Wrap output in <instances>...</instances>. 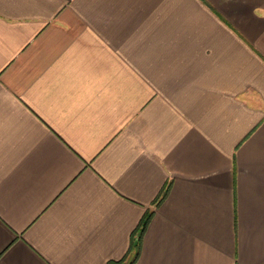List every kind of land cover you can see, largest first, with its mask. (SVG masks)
Segmentation results:
<instances>
[{
	"label": "crops",
	"instance_id": "0c3cea01",
	"mask_svg": "<svg viewBox=\"0 0 264 264\" xmlns=\"http://www.w3.org/2000/svg\"><path fill=\"white\" fill-rule=\"evenodd\" d=\"M148 211L134 264H264V0H0V264Z\"/></svg>",
	"mask_w": 264,
	"mask_h": 264
},
{
	"label": "trees",
	"instance_id": "16d2710c",
	"mask_svg": "<svg viewBox=\"0 0 264 264\" xmlns=\"http://www.w3.org/2000/svg\"><path fill=\"white\" fill-rule=\"evenodd\" d=\"M169 185L164 188L162 191L159 202L167 195L169 191ZM153 211H148L142 220L139 223L136 235L133 237L132 243L130 245L128 253L119 261H111L107 264H134L140 255L141 251V242L143 238V234L146 231L148 224L152 218Z\"/></svg>",
	"mask_w": 264,
	"mask_h": 264
}]
</instances>
